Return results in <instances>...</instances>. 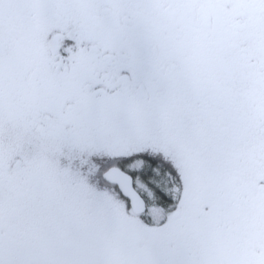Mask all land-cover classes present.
I'll use <instances>...</instances> for the list:
<instances>
[{
  "label": "snow or ice",
  "instance_id": "obj_1",
  "mask_svg": "<svg viewBox=\"0 0 264 264\" xmlns=\"http://www.w3.org/2000/svg\"><path fill=\"white\" fill-rule=\"evenodd\" d=\"M0 264H264V0H0Z\"/></svg>",
  "mask_w": 264,
  "mask_h": 264
}]
</instances>
